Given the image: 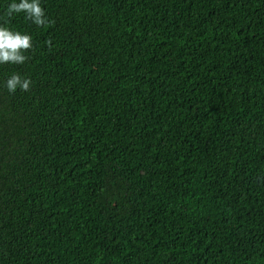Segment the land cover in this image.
Masks as SVG:
<instances>
[{
	"label": "trees",
	"instance_id": "16d2710c",
	"mask_svg": "<svg viewBox=\"0 0 264 264\" xmlns=\"http://www.w3.org/2000/svg\"><path fill=\"white\" fill-rule=\"evenodd\" d=\"M12 2L0 264H264V0Z\"/></svg>",
	"mask_w": 264,
	"mask_h": 264
},
{
	"label": "clouds",
	"instance_id": "9594fccd",
	"mask_svg": "<svg viewBox=\"0 0 264 264\" xmlns=\"http://www.w3.org/2000/svg\"><path fill=\"white\" fill-rule=\"evenodd\" d=\"M22 12L36 25H43L46 22L40 0H18V2L13 0L7 9L9 17ZM31 40L30 35L0 24V64H23L27 59L23 50L32 47ZM30 84V80L23 79L18 74L11 75L6 81L7 90L10 93H15L18 89L27 91Z\"/></svg>",
	"mask_w": 264,
	"mask_h": 264
}]
</instances>
